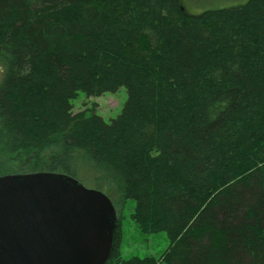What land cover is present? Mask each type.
I'll list each match as a JSON object with an SVG mask.
<instances>
[{"label": "trees", "instance_id": "obj_1", "mask_svg": "<svg viewBox=\"0 0 264 264\" xmlns=\"http://www.w3.org/2000/svg\"><path fill=\"white\" fill-rule=\"evenodd\" d=\"M208 2L0 0V177L113 186L167 234L124 259L118 223L106 264H264V0ZM122 87L110 122L74 111Z\"/></svg>", "mask_w": 264, "mask_h": 264}, {"label": "water", "instance_id": "obj_2", "mask_svg": "<svg viewBox=\"0 0 264 264\" xmlns=\"http://www.w3.org/2000/svg\"><path fill=\"white\" fill-rule=\"evenodd\" d=\"M117 230L112 200L74 177H0V264H106Z\"/></svg>", "mask_w": 264, "mask_h": 264}, {"label": "rangeland", "instance_id": "obj_3", "mask_svg": "<svg viewBox=\"0 0 264 264\" xmlns=\"http://www.w3.org/2000/svg\"><path fill=\"white\" fill-rule=\"evenodd\" d=\"M213 3H238L246 0H209ZM184 6L190 11H196L188 1H184ZM1 74V73H0ZM127 101L125 88H120L116 93H106L101 97H87L80 93L73 101L74 111H83L86 108L95 107L96 113L106 122L116 118ZM88 115L91 114L89 111ZM12 175V174H9ZM87 188H95L93 184H85ZM106 194L110 199L116 200L115 188L113 186L106 189ZM135 202L128 200L125 207L116 209L119 226V247L120 256L124 259L132 257H154L159 259L169 246V240L165 232L148 234L143 232L132 219Z\"/></svg>", "mask_w": 264, "mask_h": 264}]
</instances>
